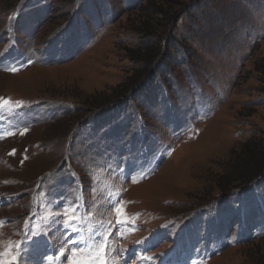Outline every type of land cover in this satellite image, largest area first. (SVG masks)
<instances>
[{
  "label": "rangeland",
  "instance_id": "1",
  "mask_svg": "<svg viewBox=\"0 0 264 264\" xmlns=\"http://www.w3.org/2000/svg\"><path fill=\"white\" fill-rule=\"evenodd\" d=\"M0 100V264H264V0H0Z\"/></svg>",
  "mask_w": 264,
  "mask_h": 264
},
{
  "label": "trees",
  "instance_id": "2",
  "mask_svg": "<svg viewBox=\"0 0 264 264\" xmlns=\"http://www.w3.org/2000/svg\"><path fill=\"white\" fill-rule=\"evenodd\" d=\"M161 14L163 15L160 9H155L153 13L151 14V16L154 19V17L161 16ZM145 63H149V62L145 59L143 61V64ZM138 81L139 80H137V82ZM137 85L139 84L137 83ZM263 156H264V147L261 143L259 144L256 141V139L251 141L249 145H246V147H244V149L238 154V157H237L238 166L231 168L230 171L225 175L226 177L236 176V179H234V181L231 182L230 185L228 186L232 187L234 184H237V183H242V182L245 183L247 181H256L257 179H263L264 178V163L260 162V160L263 159ZM258 161L260 164H258ZM252 164L253 165L255 164L254 167ZM241 174H243V176L239 178ZM226 189L227 188L221 187L222 191Z\"/></svg>",
  "mask_w": 264,
  "mask_h": 264
},
{
  "label": "snow or ice",
  "instance_id": "3",
  "mask_svg": "<svg viewBox=\"0 0 264 264\" xmlns=\"http://www.w3.org/2000/svg\"><path fill=\"white\" fill-rule=\"evenodd\" d=\"M0 103H10V102H6V101H2L0 100ZM122 214V213H121ZM74 219V218H73ZM72 264H89V261L86 260H73ZM101 264H104L103 261H101Z\"/></svg>",
  "mask_w": 264,
  "mask_h": 264
}]
</instances>
